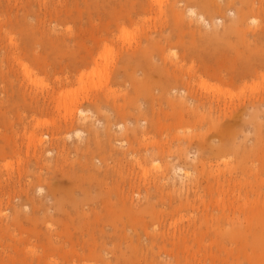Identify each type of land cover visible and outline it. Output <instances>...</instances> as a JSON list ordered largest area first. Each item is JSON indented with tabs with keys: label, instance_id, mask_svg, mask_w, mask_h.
<instances>
[{
	"label": "rangeland",
	"instance_id": "obj_1",
	"mask_svg": "<svg viewBox=\"0 0 264 264\" xmlns=\"http://www.w3.org/2000/svg\"><path fill=\"white\" fill-rule=\"evenodd\" d=\"M155 2L0 0V264H264V0Z\"/></svg>",
	"mask_w": 264,
	"mask_h": 264
},
{
	"label": "bare ground",
	"instance_id": "obj_2",
	"mask_svg": "<svg viewBox=\"0 0 264 264\" xmlns=\"http://www.w3.org/2000/svg\"><path fill=\"white\" fill-rule=\"evenodd\" d=\"M44 2L46 1V0H43ZM153 1H155V0H153ZM157 1H159V2H155V4H159L160 5V0H157ZM163 1V0H162ZM18 3V2H17ZM154 3V2H153ZM17 5V4H16ZM45 13H51V8L50 9H48L49 8V6H46L45 5ZM160 8V7H159ZM161 8H162V5H161ZM53 10H54V12H58L57 11V8L56 7H53ZM165 10V9H164ZM154 11H155V9H154ZM162 12V11H161ZM189 12H190V14L191 15H193L194 17H196L199 21H202L204 24H206L207 25V27H209L210 26V23L209 22H207V20L205 19V17L203 16V14H198L193 8H190V10H189ZM140 18V17H139ZM149 19V18H148ZM159 19H161V17L159 18ZM163 19V18H162ZM149 21V20H148ZM220 21H222V20H220ZM153 27H154V25H153ZM211 28V27H210ZM156 29V28H155ZM212 30V32L210 33L211 35H214V34H216L217 32H218V30H216V28H214V27H212L211 28ZM123 34V33H122ZM123 37V36H122ZM125 37V36H124ZM128 38V37H127ZM124 39V38H123ZM126 39V38H125ZM128 40V39H127ZM126 41V40H125ZM126 43V42H125ZM136 43H138V42H136ZM15 44V43H14ZM132 44L133 43H131V46H132ZM138 45V44H137ZM124 46V45H123ZM17 48V47H16ZM122 48V47H121ZM104 49H105V47H104ZM122 56H126V57H129L130 56V54L127 52V53H123V55ZM126 57H122V58H126ZM97 61V60H96ZM97 63V62H96ZM195 64V63H194ZM23 71H24V73H25V75H27L28 76V78H32V71H31V69H30V67L27 65V64H24L23 65ZM88 77V76H87ZM84 78H85V75L83 74V75H81V77H80V80L81 81H83L84 80ZM259 86V85H258ZM85 87V86H84ZM205 87H207V85L205 86ZM209 87V86H208ZM207 89V88H206ZM210 89H211V87H210ZM79 90H81V89H78V91ZM82 90H84V88L82 87ZM212 90V89H211ZM216 90L217 91H221V89H218V88H216ZM75 91H77V90H75ZM73 92V93H70L69 92V94H65V97L67 98V95H77V93L78 94H80V91L79 92ZM72 92V91H71ZM184 93H185V91H183V95L182 96H184L185 97V95H184ZM216 93V92H215ZM217 93H219V92H217ZM224 93V92H223ZM48 95V94H47ZM47 95L45 96V97H47ZM71 95V96H72ZM216 96V95H215ZM217 96H219V95H217ZM222 96V95H221ZM49 97V96H48ZM64 97V96H63ZM187 97V98H186ZM185 97V100H186V102H188V103H192L193 102V100H190V99H193V98H191L190 97V99L188 98V96H186ZM210 98V97H209ZM213 98H214V96H213ZM46 99V98H45ZM65 99V98H64ZM204 99V98H203ZM211 99V98H210ZM227 99V98H226ZM71 101H70V103H71V105L72 104H78L79 103V97L77 96H73V98L72 99H70ZM221 100V99H220ZM66 100H63V102H65ZM192 101V102H191ZM214 101V100H213ZM219 101V100H218ZM186 102H182V103H184V104H186ZM216 102V101H215ZM220 102V101H219ZM218 102V103H219ZM180 103V102H179ZM219 105V104H218ZM217 105V106H218ZM207 106H208V104H207ZM227 107V106H226ZM69 109V108H68ZM224 109H225V107H224ZM66 111H68V112H73V109H71L70 108V110H66ZM81 113H84V111L83 110H81L80 111ZM86 116V115H85ZM80 131L78 130V133H79ZM154 150V149H153ZM154 152H160V150L159 149H157V150H154ZM163 152V150H161V153ZM152 154V153H151ZM156 155V154H155ZM185 157H186V159H187V157H189V155H188V153H186L185 152V155H184ZM151 157H154V154H152L151 155ZM192 158V157H191ZM193 159V158H192ZM138 162H140V161H138ZM140 164V163H139ZM162 167V166H161ZM161 169V168H160ZM163 172H165V171H163ZM173 172H179V173H183L184 175H186V176H188L189 175V173H188V171H186V170H184V168H182V167H178V166H174V171ZM165 175L163 174V175H161V176H159L158 178L159 179H161V180H163V179H165L166 177H164ZM189 177V176H188ZM155 182H156V180H155ZM131 189L132 190H134V187H133V185L131 184ZM144 210H142L141 212H143ZM140 212V213H141ZM146 212V211H145ZM161 237V236H160ZM58 241V240H57Z\"/></svg>",
	"mask_w": 264,
	"mask_h": 264
}]
</instances>
